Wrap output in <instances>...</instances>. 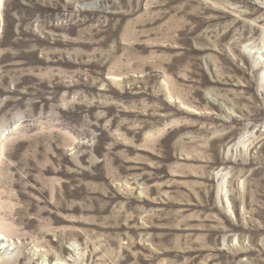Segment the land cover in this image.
Segmentation results:
<instances>
[{"label":"rangeland","instance_id":"obj_1","mask_svg":"<svg viewBox=\"0 0 264 264\" xmlns=\"http://www.w3.org/2000/svg\"><path fill=\"white\" fill-rule=\"evenodd\" d=\"M0 237V264H264V0H0Z\"/></svg>","mask_w":264,"mask_h":264},{"label":"bare ground","instance_id":"obj_2","mask_svg":"<svg viewBox=\"0 0 264 264\" xmlns=\"http://www.w3.org/2000/svg\"><path fill=\"white\" fill-rule=\"evenodd\" d=\"M262 57H259V58H257V60L258 61H260V63L263 65V60L261 59ZM1 238V237H0ZM3 239V237L0 239V240H2ZM6 246V245H5ZM3 248V247H2ZM0 250H2V249H0ZM4 254L6 253L7 255L9 254V255H11L10 253H9V248L8 247H5V249L2 251ZM2 253V254H3Z\"/></svg>","mask_w":264,"mask_h":264}]
</instances>
